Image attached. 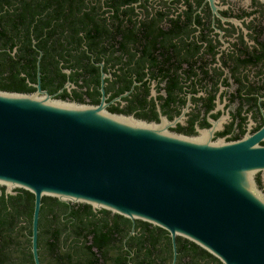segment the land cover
Here are the masks:
<instances>
[{
    "label": "flooded vegetation",
    "instance_id": "obj_1",
    "mask_svg": "<svg viewBox=\"0 0 264 264\" xmlns=\"http://www.w3.org/2000/svg\"><path fill=\"white\" fill-rule=\"evenodd\" d=\"M38 83L54 99H103L112 113L165 122L173 133L264 146V0H0V90L33 93ZM254 180L264 195V169ZM14 192L1 188L0 222H15L10 235L23 251L8 244L0 257L35 264L34 196ZM55 199H41L40 264H68L72 245L100 229L105 264H150L148 253L153 264H171L169 234L153 241L145 221Z\"/></svg>",
    "mask_w": 264,
    "mask_h": 264
},
{
    "label": "water",
    "instance_id": "obj_2",
    "mask_svg": "<svg viewBox=\"0 0 264 264\" xmlns=\"http://www.w3.org/2000/svg\"><path fill=\"white\" fill-rule=\"evenodd\" d=\"M36 91L0 90V193L34 196L31 251L38 259L43 196L105 209L166 230L172 262L181 236L222 264H264V195L254 174L264 146L210 141Z\"/></svg>",
    "mask_w": 264,
    "mask_h": 264
},
{
    "label": "trees",
    "instance_id": "obj_3",
    "mask_svg": "<svg viewBox=\"0 0 264 264\" xmlns=\"http://www.w3.org/2000/svg\"><path fill=\"white\" fill-rule=\"evenodd\" d=\"M19 190L22 191L21 192L23 193L22 195H24V197H26L28 201L30 200L32 203L33 201L32 193L24 189H19ZM14 223L15 222H0L1 227H3V230H4L3 232L0 231L1 238L4 237V234L8 236L6 237V241L0 244V252H4V253L8 252L10 250L9 249L10 245L8 244L13 245L15 247L14 249L17 248V243H15L14 238L11 237L10 235V233L13 230ZM142 225H143V229H142L143 235L147 234L148 237H152L153 241L157 240L156 237L160 235V231L163 233V235L168 236V233L166 232V230L158 226L152 225L148 222H142ZM91 232L92 231L89 230L88 233L85 235V241H89L86 238V236L90 234ZM117 233H118V229H117ZM92 239H93L92 242L88 244L86 242H83L81 246L79 243H76L75 246L72 245L73 247L70 248L69 253H68L69 254L68 264H98L99 260L103 262L102 264H105V255H106V251L108 250H107V247L104 246V244L106 243L107 236L105 235V233H103L102 229H100L99 234L98 235L96 234ZM176 242H177V250H178V264H222L216 257H214L213 255L205 251L203 248L199 247L198 245L189 241L186 238L178 236L176 238ZM150 243L153 245V242H150ZM167 248L168 247L166 244L165 250H167ZM19 250L23 251L22 248H19ZM19 250L16 249V251H19ZM78 250L79 252L82 251L83 253H85L84 259L80 258L78 260L75 259L72 261L73 255L71 254V252L78 253ZM87 252L91 254L89 255ZM147 255H149L147 257L149 263L153 264L152 259H149L151 258L150 254L148 253ZM7 257L8 255L6 254H4V258L0 257V264L6 263L5 259H7ZM121 261H122L121 258H117L113 262V264H121Z\"/></svg>",
    "mask_w": 264,
    "mask_h": 264
}]
</instances>
